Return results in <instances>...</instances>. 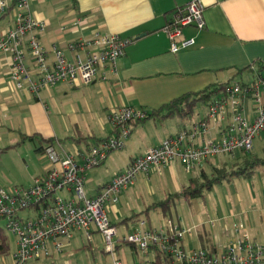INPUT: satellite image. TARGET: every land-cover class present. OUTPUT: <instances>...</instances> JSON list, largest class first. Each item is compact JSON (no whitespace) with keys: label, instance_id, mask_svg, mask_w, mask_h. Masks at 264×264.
Here are the masks:
<instances>
[{"label":"crops","instance_id":"1","mask_svg":"<svg viewBox=\"0 0 264 264\" xmlns=\"http://www.w3.org/2000/svg\"><path fill=\"white\" fill-rule=\"evenodd\" d=\"M190 1L30 0L33 16L47 24L46 30L39 33L42 45L49 51L54 46L58 47L69 59H74L77 54L86 57L85 50H70V43L91 39L97 33H116L135 41L117 60L115 73L110 68L100 69L89 84L60 82L43 88L38 94L15 87L10 80L9 63L1 60L0 149L5 151L0 153V177L5 174V179L0 178V184L5 188L30 187L37 178L47 175L50 161L45 153L39 155L41 162L30 166L25 148L36 153L44 152V147L52 143L61 153H73L78 163L82 164L92 146L117 133L109 119L113 109L128 105L151 112L184 93L230 82L238 75L249 72L245 69L247 66L264 60V0H203L204 28L184 27L178 41L194 38L195 42L173 52L165 28L171 23L176 9L184 8ZM5 15L2 13L0 19ZM8 24L10 27L12 20ZM243 103L244 114L250 120L255 119V99L250 96ZM208 114L209 107L204 115L190 121L178 118L176 122L166 124V120L172 118H150L136 123L122 149L112 151L102 164L85 172L87 195L96 196L116 174L129 167L138 154L159 146L166 138L190 128L197 121L208 118L210 132L196 143H202L208 137L214 138L216 132L218 138L230 123L228 119L232 110L222 122L209 118ZM35 135L39 139H27ZM48 138H53V141H47ZM263 142L264 133L255 137L253 149L246 156L248 160L256 156L264 158L254 151L258 146L264 150ZM227 154L232 156L234 166L243 164V152L238 150ZM217 156L208 158L190 171L194 173L193 177L198 176L202 169L210 171L211 165L228 168L227 163L216 162ZM7 162L9 165L5 166ZM180 168L188 172L178 160L160 170L153 168L148 174H139L134 184L122 190L118 202L109 201L106 204L110 220L113 218L111 221L114 224L118 222L126 227L135 222L153 203L166 198L152 200L145 211L137 213L135 206H140L141 201L134 203L137 199L141 200V192L146 191L154 198L159 192L156 184L166 182L168 176L174 183L173 193L170 194L181 191L189 182L182 183L178 172ZM235 177L240 176L215 187L219 190L220 200L210 205L212 216L209 220L201 218L203 221L188 225L170 218L179 227L191 230L185 242L188 250L205 248L217 251L238 235L234 228L236 222L246 224L252 238L264 244V167L258 168L251 177L244 176L248 179L242 185L248 188V204L233 183ZM58 194L66 199L73 198V192L67 188ZM192 200L196 198L187 201ZM196 208L200 215L204 214L197 204ZM154 210L165 212L161 208ZM132 216L135 218L131 219ZM147 222L150 228H164L152 225L150 220ZM95 233L98 232H93V238ZM120 233L126 234L124 231ZM73 238L72 233L71 238L61 239L70 241ZM54 252L52 248V254Z\"/></svg>","mask_w":264,"mask_h":264},{"label":"built area","instance_id":"2","mask_svg":"<svg viewBox=\"0 0 264 264\" xmlns=\"http://www.w3.org/2000/svg\"><path fill=\"white\" fill-rule=\"evenodd\" d=\"M204 8L203 0H191L175 11L165 28L173 52L194 44V38L180 42L178 38L186 26L204 28ZM0 11L6 15L12 13L13 22L0 35V63L1 60L9 63L10 80L15 87L26 88L35 94L60 82L89 84L100 69L110 68L115 73L117 60L135 41L116 33H97L91 39L70 43V50H85L86 57L77 54L74 59H69L58 47L49 51L42 45L39 33L46 30L47 24L33 16L30 0H0ZM250 96L257 106V116L253 120L243 110V102ZM229 108L233 121L223 128L218 138L208 137L202 143H196L210 132L208 118L197 121L190 128L166 138L159 146L138 154L125 171L116 174L94 197L86 193L85 172L102 164L112 151L122 149L133 126L146 119L147 112L128 105L113 109L109 119L117 133L92 146L82 164L73 153H61L54 144H47L44 153L50 167L44 178H37L30 187H0V223L4 222L0 227L17 238L13 263L25 264L42 256L49 257L52 248L62 252L61 238H71L74 230H80L89 241L93 232L101 235L105 250L114 256L113 264H125L116 255L118 247L125 243L147 254L150 249L156 252L157 248L168 257V264H264V244L254 240L247 225L241 222L234 224L238 235L211 252L205 248L188 250L185 242L191 230L179 227L170 218L167 225L159 229L148 227L147 220L141 219L133 231L121 234L106 213L109 201L118 202L123 189L134 184L139 174H148L153 168L160 170L179 160L190 172L215 155L238 150L250 152L255 137L264 133V78L257 77L256 82L246 86L233 84L225 100L209 107L208 117L222 122L228 116ZM65 188L73 192V198L66 199L58 194ZM32 209L35 212L32 218L20 216L21 211Z\"/></svg>","mask_w":264,"mask_h":264},{"label":"rangeland","instance_id":"3","mask_svg":"<svg viewBox=\"0 0 264 264\" xmlns=\"http://www.w3.org/2000/svg\"><path fill=\"white\" fill-rule=\"evenodd\" d=\"M0 16H2V12L0 11ZM12 13H9L5 15L3 18L0 19V34L2 31H5L9 28V22L11 21ZM246 82V83H254L257 81V77L250 72H244L242 75H238L234 79L231 80L232 84H236L238 82ZM208 109V106L204 104H199L196 108V112L193 117L187 118V121H190L191 119H197L200 116L204 115L206 113V110ZM178 118L175 119H168L166 120V124L170 122H176ZM233 121L232 114L229 115L228 121ZM161 124V123H158ZM214 138L217 137V132L215 134ZM264 147V142H263ZM29 150V149H28ZM26 148L24 151L27 153V163L30 166L35 165V163L41 162L40 156L44 155V152H38L36 153L34 150L28 151ZM255 153L259 156H264V150L262 147L259 149V146L257 150H254ZM113 152H116L113 151ZM40 155V156H39ZM216 162L218 164H221L222 162L227 163L228 170L234 169L236 166L232 163L233 160L232 156L230 154H219L217 156ZM223 163V164H225ZM0 164H2L0 162ZM9 165L8 162L5 166ZM128 168V167H127ZM127 168H125L123 171H125ZM122 172V171H120ZM119 172V173H120ZM179 176L182 183L187 184L189 182L190 177L194 176V173L192 172H186L183 168L178 169ZM1 179H5V174L0 177ZM235 180L233 183L238 187V191L241 193V195L244 198V202L247 204L249 203V192L248 188L244 187L242 185H245V182L248 180L244 176L235 177ZM152 183V182H150ZM159 188V192L157 193V196H154V198H151L149 193L146 191H142V198L141 200L137 199V203L140 206H135L137 213H141L146 210V207L149 205V203L152 202V200H158L163 197H167L170 193H173L172 187L174 186V183L171 179V177L168 176V179L166 182H160L156 184ZM165 186V187H164ZM0 187L5 188L0 184ZM163 187V188H162ZM167 187V188H166ZM8 189V188H7ZM162 189V191H161ZM157 190V191H158ZM218 188H214L211 191H206L204 197H198L196 200H192L191 202L182 199L177 198L173 203H171L170 207L164 212L161 213V211L152 209L149 214H146L143 212L140 216L136 218V221L130 222L129 226H123V224H119L118 222H115L116 225L119 226V231L126 232L129 234L131 231H133L136 227V223L141 219L150 220L151 224L154 226H166L167 221L169 218H172L174 221H184L186 224L191 225L192 223L199 222L202 220L201 218L209 220V217L212 216V212L210 211V205L217 204L220 200ZM245 203V205H246ZM197 206H200L202 210H204V214H199L197 212ZM217 208V206H216ZM218 212L221 213L220 209H218ZM34 211L32 210H23L20 212V216L24 217L25 219L32 218L34 215ZM113 218H111L112 220ZM202 220V221H203ZM113 221V220H112ZM0 226H4V222L0 223ZM208 226H210L208 224ZM3 228V227H0ZM74 234L73 239H61V242H63V249L62 252L55 251L51 256H42L38 260H29L25 264H113L114 263V256L111 253H108L105 250V244L101 238L99 233L94 234V238L92 237V240L89 241L85 234L83 232L74 231L72 232ZM2 235L6 237V250L0 251V264H14L12 261V254L15 249V242L17 240L16 236L8 231L7 229H4L2 231ZM63 240V241H62ZM2 241V236L0 235V242ZM264 243V241H263ZM116 255L118 259L123 261L125 264H149V262L153 261L155 258V251L154 249H150L149 253L147 254L144 252V250H141L140 248L134 249L130 244H122L118 247Z\"/></svg>","mask_w":264,"mask_h":264},{"label":"trees","instance_id":"4","mask_svg":"<svg viewBox=\"0 0 264 264\" xmlns=\"http://www.w3.org/2000/svg\"><path fill=\"white\" fill-rule=\"evenodd\" d=\"M245 69L249 72H252L256 77L264 78V60H257L254 62V64L247 66ZM240 72H242V70H240ZM238 83L242 86L247 85V83L243 81ZM232 85L233 84L231 81L216 83L201 91L184 93L181 96L163 104L161 107L154 109L151 112H147V117L144 120L150 118H180L181 120H184L193 117L199 104H204L210 107L212 104L217 103V101L221 99L225 100L230 95ZM34 138H38V136L35 135L27 137L29 140H33ZM46 140L52 142L53 138H48ZM2 151H5V149H0V153ZM241 152L245 154L242 165L236 166L231 171L227 170V168H221L216 165H211L210 171L202 169L200 174L191 178L189 184L184 186L181 191L175 194H170L165 199L153 203L145 212L147 213L151 209L159 208L163 209V211H166L170 207L171 203H173L177 198L191 200L198 197H204L206 191L213 190L217 185L221 184L225 180H230L234 176L251 177L255 174L258 168L264 167V158L256 156L248 160L246 158L248 152L245 150H242ZM135 216H132L131 219H134ZM3 230L4 228H0V235L2 236V241L0 242V251L6 250L7 248L6 237L5 235H2ZM130 245L134 249H137L134 245ZM167 258V256H165L156 248L153 264H168ZM164 259L166 263L164 262Z\"/></svg>","mask_w":264,"mask_h":264}]
</instances>
